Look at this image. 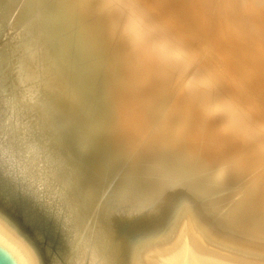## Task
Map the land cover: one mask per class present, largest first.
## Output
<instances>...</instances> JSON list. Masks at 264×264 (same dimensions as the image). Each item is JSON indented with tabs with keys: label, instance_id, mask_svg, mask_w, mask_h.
Listing matches in <instances>:
<instances>
[{
	"label": "bare ground",
	"instance_id": "1",
	"mask_svg": "<svg viewBox=\"0 0 264 264\" xmlns=\"http://www.w3.org/2000/svg\"><path fill=\"white\" fill-rule=\"evenodd\" d=\"M0 171L56 195L25 264H264V0H0Z\"/></svg>",
	"mask_w": 264,
	"mask_h": 264
},
{
	"label": "rangeland",
	"instance_id": "2",
	"mask_svg": "<svg viewBox=\"0 0 264 264\" xmlns=\"http://www.w3.org/2000/svg\"><path fill=\"white\" fill-rule=\"evenodd\" d=\"M16 179L14 176L3 174L0 171V203L5 205V211L8 208L11 211H9L10 215L15 219H18L20 222L25 223V226H27L29 229L34 231L36 230V228L40 229V227L42 226L43 230L48 233L51 239L52 246L58 251V249L61 247V233L56 230V226L59 227L58 216L60 217V214L57 210L58 206L57 204H55L56 202H54V200H47V202L45 200V197L47 196H44V192L40 193L38 196H34V194H32L30 191H27L25 194V190L22 189L23 187ZM35 199L37 202L35 201ZM47 203H50V205ZM144 215L146 214L136 213L132 218V222L129 226H131L135 222H141L140 219ZM144 225L145 224L143 223L139 228L142 229L141 227ZM138 226L139 225H137L136 227ZM33 231H28V237L31 240L33 239L35 241L36 239L33 235ZM45 231L43 232L44 235L46 234ZM48 235L46 234L47 238H43L44 241H49Z\"/></svg>",
	"mask_w": 264,
	"mask_h": 264
},
{
	"label": "water",
	"instance_id": "3",
	"mask_svg": "<svg viewBox=\"0 0 264 264\" xmlns=\"http://www.w3.org/2000/svg\"><path fill=\"white\" fill-rule=\"evenodd\" d=\"M3 169H5L4 172H7V169L5 166ZM28 181H29L28 179L23 180V184L25 185V187H24L25 189L29 188L28 185H29L30 181L29 182ZM35 185H34V187H35ZM36 187L39 189V191L37 192L38 194H40L42 192L45 193L44 196H47V197H45L46 199L45 198L44 199L46 201L47 200L48 201L54 200V202L57 203V201L55 199L56 195L49 193V191H48L49 189L47 187L46 182H43L42 184L36 185ZM30 192L33 194L32 190H30ZM24 193L26 194V191ZM57 199L59 202H63L60 198H57ZM14 220L18 222V225L27 234V236H28V231H33V230L29 229L27 226H25V223L20 222L18 219H15V218H14ZM33 235L35 236L34 231H33ZM0 264H25L23 257L19 253V251H17L15 248H13L11 245H9L7 242H5L1 238H0ZM163 264H246V263L232 261L229 259H225L222 257L211 255V254L203 251L201 248H199L197 245H195L191 241L187 240L186 245H185V249L180 254H178L177 256L172 257V258L164 261Z\"/></svg>",
	"mask_w": 264,
	"mask_h": 264
}]
</instances>
